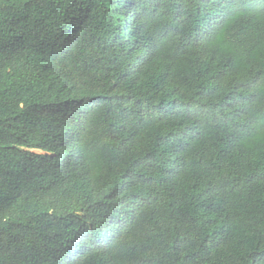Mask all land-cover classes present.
<instances>
[{"label":"trees","instance_id":"trees-1","mask_svg":"<svg viewBox=\"0 0 264 264\" xmlns=\"http://www.w3.org/2000/svg\"><path fill=\"white\" fill-rule=\"evenodd\" d=\"M0 264H264V0H0Z\"/></svg>","mask_w":264,"mask_h":264}]
</instances>
